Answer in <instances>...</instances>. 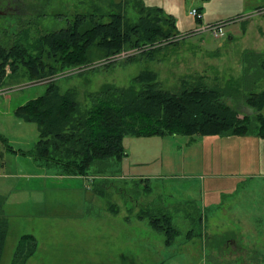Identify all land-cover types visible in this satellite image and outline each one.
Returning a JSON list of instances; mask_svg holds the SVG:
<instances>
[{"label": "rangeland", "instance_id": "rangeland-1", "mask_svg": "<svg viewBox=\"0 0 264 264\" xmlns=\"http://www.w3.org/2000/svg\"><path fill=\"white\" fill-rule=\"evenodd\" d=\"M147 1L172 14L180 33L173 30L175 35L152 45L158 47L154 60L132 48L115 58L135 54L138 60L108 68L111 61L92 50L89 63L59 71L55 80L60 91L74 89L80 109L89 107L91 92L105 84L128 87L146 69L155 71L169 89L183 77H201L209 86H223L239 77L245 66L248 76L242 87L264 85V48H260L264 0L206 3L209 14L201 23L220 21L224 34L217 37L210 31L198 32L201 23L189 15L191 8L205 6L203 0ZM109 2L0 0V42L8 45L22 39L23 30H28L23 42H33L43 31L64 26L68 16L94 4L107 10ZM251 10L258 14L243 34L240 16ZM128 14L137 16L132 9ZM236 29L239 38L228 42V34ZM256 72L261 73L258 79L253 77ZM9 75L0 86L7 90L0 92V110L11 106L10 114L0 112V129H10L12 139L28 147L39 138L37 125L13 111L45 86L23 72ZM255 137L126 136L128 159L111 167L110 183L93 168L88 178L64 176L56 173V167L31 162L36 177L18 180L25 189L15 192L13 203L3 211L8 232L0 264H12L24 234L35 236L37 249L23 264H264V140ZM148 208L149 213L162 210L171 215L180 230L173 244L165 245V236L149 225L143 215ZM21 248L19 243L16 258Z\"/></svg>", "mask_w": 264, "mask_h": 264}, {"label": "trees", "instance_id": "trees-1", "mask_svg": "<svg viewBox=\"0 0 264 264\" xmlns=\"http://www.w3.org/2000/svg\"><path fill=\"white\" fill-rule=\"evenodd\" d=\"M154 4L147 0H110L107 10L94 4L89 10L68 16L64 26L43 31L33 42L22 40L28 38V30H23L22 39L18 37L8 45L0 42V86L6 76L19 72L45 86L40 94L13 111L22 120L36 123L39 131L32 148L14 151L68 176L88 178L93 168L105 176L104 182L110 183L114 176L109 171L111 167L128 159L126 136L182 135L195 139L255 135L264 140V88L261 84L256 89L242 87L243 77L248 76L247 66L239 77L230 78L223 86H209L201 77H183L173 89L165 88L155 71L142 70L128 87L105 84L91 92L90 105L83 109L74 89L60 91L55 80L58 72L89 63L92 50L111 61L108 68L138 60L135 54L127 55L124 61L115 58L132 48L141 49L137 54L154 60L158 47L152 45L175 35L173 30L179 32L172 14ZM129 9L135 10L137 16L129 15ZM253 77L258 79L261 73ZM0 141L13 149L1 135ZM149 209L143 214L149 225L165 236V245L173 244L180 230L171 215L162 210L149 213ZM7 232L5 218L0 215V261ZM26 238L31 240L25 242ZM32 239L35 241L29 234L21 236L12 264H23L33 253L36 244ZM19 243L22 248L16 258ZM25 244L30 245L27 251Z\"/></svg>", "mask_w": 264, "mask_h": 264}, {"label": "crops", "instance_id": "crops-1", "mask_svg": "<svg viewBox=\"0 0 264 264\" xmlns=\"http://www.w3.org/2000/svg\"><path fill=\"white\" fill-rule=\"evenodd\" d=\"M209 2H210V0H203V3H205L204 7L202 5L201 6L197 5L195 7H201L200 10L203 12L204 16L208 15L209 14V7L206 6V3L209 6ZM257 14L258 13H253L251 10L246 15L240 16V20L243 21L241 24L243 34L246 31V26H247L248 22H250L253 19V17L256 16ZM262 16H264L263 13H262ZM214 21H215V19H210L209 22H214ZM215 22H217V21H215ZM260 22L263 23L264 19L261 18ZM221 30H222L221 32H223L222 26H221ZM260 31L262 34H264V31H262V28L260 29ZM223 34H224V32L222 33V35ZM238 38H239V32L236 29L234 32H230L228 34L227 41L231 42V41L238 39ZM260 48L262 49L264 47H260ZM256 50H258V49H256ZM235 77H237V76H235ZM261 87L264 88V85H262ZM0 92L6 93L7 90L1 91V89H0ZM8 105H10V104H8ZM10 108H11V106L8 107L6 109V111L0 110V112L2 111L1 114H4V116L9 115L10 113L8 112V110ZM262 112L264 114V108H263ZM9 132H11V130L4 127V126H3V129H0V135L4 137L5 133H6V136H7L6 142L9 146H11L13 148V149H10L6 145L4 146V144L0 141V213H1L0 215L5 218V221L7 224V229H8V219H6V217H5L6 214L3 213V211H5V209L8 207V204L13 203L12 198L15 196V192H20L21 190L25 189L24 185L22 186V185L17 184L18 180L20 178H27L30 180L32 177H36L35 171L30 170L29 166L31 165V162L34 165H35V163L38 164L37 161L33 157L28 156V155H22L19 151H14V150H18V149L28 150V149L33 147V145L36 141H34V143H31V144H33L32 147H31V144L28 145V147H25V146H22L18 143L19 139L14 141L15 138L13 137V139H12V137H11L12 135H10ZM256 137H255V139H256ZM56 173L60 174L59 171H56ZM43 175H52V174L45 172ZM60 175H62V174H60ZM64 176H68V175H64ZM22 187H23V189H21ZM21 236H20V238H21ZM20 238H19V240H20ZM34 238H35V236H34ZM19 240H18V242H19ZM15 249H16V247H15ZM36 249H37V243H36ZM13 257H14V252H13ZM13 257H12V261H13Z\"/></svg>", "mask_w": 264, "mask_h": 264}, {"label": "built area", "instance_id": "built-area-1", "mask_svg": "<svg viewBox=\"0 0 264 264\" xmlns=\"http://www.w3.org/2000/svg\"><path fill=\"white\" fill-rule=\"evenodd\" d=\"M189 15L196 19H203V12L198 7H193L189 11ZM201 26L197 29L198 32L202 31H210L213 36H220L222 32H220L222 23L221 22H207L206 24L201 23Z\"/></svg>", "mask_w": 264, "mask_h": 264}]
</instances>
